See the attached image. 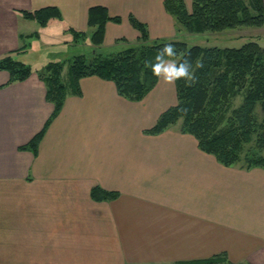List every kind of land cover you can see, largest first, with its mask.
I'll return each instance as SVG.
<instances>
[{
    "label": "crops",
    "instance_id": "obj_1",
    "mask_svg": "<svg viewBox=\"0 0 264 264\" xmlns=\"http://www.w3.org/2000/svg\"><path fill=\"white\" fill-rule=\"evenodd\" d=\"M92 5L121 18L106 22L100 46L136 41L129 15L150 39L182 33L163 0H0V58L32 69L10 83L0 70V264H170L219 253L264 264V168L223 165L176 123L145 133L177 101L162 71L140 100L84 76L46 123L54 106L39 74L50 61L63 62V72L85 55L70 47L92 52ZM43 6L58 7L61 19L42 26L20 12ZM65 25L84 38L74 41ZM43 128L35 153L21 148ZM95 186L117 196L95 200Z\"/></svg>",
    "mask_w": 264,
    "mask_h": 264
},
{
    "label": "trees",
    "instance_id": "obj_2",
    "mask_svg": "<svg viewBox=\"0 0 264 264\" xmlns=\"http://www.w3.org/2000/svg\"><path fill=\"white\" fill-rule=\"evenodd\" d=\"M165 10L174 18L177 30L199 34L221 32L238 26L259 27L264 24V0H191L190 9L184 0H163ZM26 19L45 26L50 19H61L56 6H43L32 10H20ZM120 16L109 15L102 5L88 8L87 25L94 28L90 41L94 47L103 43L107 21L120 22ZM129 21L139 36L136 41L111 55L94 53L91 57L76 54L68 64L66 81L62 80L63 62H48L39 77L46 86V98L53 103V111L47 120L60 110L65 95L70 89L80 92L79 80L96 75L115 83L117 92L130 100L142 99L157 83L153 72L155 57L165 44H172L175 55L163 57L176 65L187 63L190 76L174 79L176 103L162 111L156 122L145 133L157 134L181 119V131L192 134L198 147L223 165L238 164L244 168H264V155L260 152H244V147L254 139L255 148H264V46L249 40L235 46L188 45L177 38L150 39L147 26L134 16ZM73 40L84 38L83 30L65 25ZM125 41V38H121ZM120 40V39H119ZM7 70L9 83L26 79L31 67L14 59L11 54L0 58V70ZM242 96L240 104L232 106L231 99ZM263 109L258 121L256 108ZM44 128L35 134L22 149L36 152ZM95 200H109L117 196L116 191L98 186L91 189ZM249 264L233 263L225 253L212 255L195 261H180L173 264Z\"/></svg>",
    "mask_w": 264,
    "mask_h": 264
},
{
    "label": "rangeland",
    "instance_id": "obj_3",
    "mask_svg": "<svg viewBox=\"0 0 264 264\" xmlns=\"http://www.w3.org/2000/svg\"><path fill=\"white\" fill-rule=\"evenodd\" d=\"M191 5H188V8L190 9ZM179 31V30H178ZM182 33L177 34L175 38L184 40L188 45L192 44H200L203 46H235L238 47L241 44H243L246 41L254 40L257 41L259 44L264 46V24L263 26L254 27V26H238L235 28H228L221 32H205V33H199V34H192L187 33L184 30L181 31ZM121 41H118L116 44H104L100 47H93L92 52L91 49H89L86 45H79L70 47L72 51L82 52L85 53V55H89L88 57H91L94 55V53H100L102 55H111L120 49H122L123 46ZM76 52V53H77ZM75 53V52H74ZM173 61V60H171ZM174 62V61H173ZM67 68V66H65ZM64 69L62 72V80L66 81L68 78L67 69ZM242 100V96L237 95L231 99L232 106H236L240 104ZM263 109L257 105L256 108V117L258 121L262 117ZM181 123V119L176 122L178 126ZM254 139L251 143L246 144L244 147V152H251L256 151L260 152L261 155H264V148L260 151H258L254 146ZM173 264V263H170ZM226 264V263H224Z\"/></svg>",
    "mask_w": 264,
    "mask_h": 264
},
{
    "label": "clouds",
    "instance_id": "obj_4",
    "mask_svg": "<svg viewBox=\"0 0 264 264\" xmlns=\"http://www.w3.org/2000/svg\"><path fill=\"white\" fill-rule=\"evenodd\" d=\"M165 55H175L172 44H165L163 49L157 53L155 57L156 63L152 64L154 73L159 74L162 71L165 74L164 78L169 81H172L181 76H190L189 66L187 63H180L179 65H176L175 62H172L165 64L163 60V57Z\"/></svg>",
    "mask_w": 264,
    "mask_h": 264
}]
</instances>
